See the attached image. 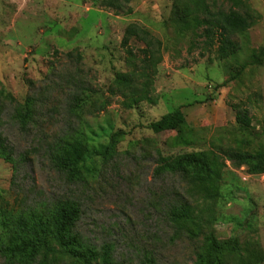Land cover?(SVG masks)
I'll return each mask as SVG.
<instances>
[{
	"label": "rangeland",
	"instance_id": "rangeland-1",
	"mask_svg": "<svg viewBox=\"0 0 264 264\" xmlns=\"http://www.w3.org/2000/svg\"><path fill=\"white\" fill-rule=\"evenodd\" d=\"M243 4L258 20L235 37L239 49L222 57L217 42L200 36L203 18L208 10ZM129 7L131 13L105 0H0L2 131L18 159L15 171L0 158V235L6 203L39 201L45 232L77 226L95 246L111 243L117 264H145L150 256L158 264H194L196 249L207 244L219 258L214 264H264V0H131ZM131 23L162 41L155 102L126 104L128 97L107 92L122 74L143 67L144 44L130 40L133 58L122 46ZM80 84L109 98L106 109L83 116L91 145L114 143L116 149L99 181L88 186L65 181L43 150H32L40 138L51 142L66 130L67 99ZM29 96L45 102L44 115L22 129L12 115ZM180 106L182 129L148 127ZM36 107L39 113L41 103ZM240 109L248 110L250 128L237 123ZM219 146L236 149L238 157ZM206 151L225 165L155 172L160 154ZM184 197L185 205H177ZM61 264L82 262L67 257Z\"/></svg>",
	"mask_w": 264,
	"mask_h": 264
},
{
	"label": "trees",
	"instance_id": "trees-1",
	"mask_svg": "<svg viewBox=\"0 0 264 264\" xmlns=\"http://www.w3.org/2000/svg\"><path fill=\"white\" fill-rule=\"evenodd\" d=\"M130 2L131 0H105L107 6L126 13L132 11L129 7ZM258 17L259 14L248 4H243L241 9L230 8L228 11L208 10L203 18L205 27L200 36L206 37L207 43L217 42L218 53L226 57L239 49L235 37L245 35L249 28L257 22ZM132 38L144 44V48L141 49L145 53L141 59L143 67L138 74L136 72L122 74L123 78L113 82L107 92L110 95L121 93L128 97L129 102L126 104L143 99L155 102L156 99L152 93L154 92V77L163 59L162 41L143 26L137 23L129 24L125 29L122 46L131 58L136 56L130 47ZM75 87L67 99L65 116L69 124L66 130L62 129L61 133L51 142H45L46 139L40 138L39 145L33 147L32 150L33 152L43 150V155L49 158L53 168L66 179L65 181L88 186L91 182L99 181L103 166L114 156L116 149L114 143L91 145L83 126V116L93 115L96 111L106 109L109 98L105 97V94L99 95L98 91L84 84ZM38 102L41 103L39 113L36 107ZM44 103L42 99L38 101L35 97L29 96L22 108L20 110L17 108L12 117L22 129H26L30 123H38L42 119ZM5 111V106L0 104V158L10 162L16 171L18 159L15 157V148L2 131ZM236 121L243 128H250L251 117L248 110H237ZM185 125L186 116L180 106L151 122L148 127L155 133H163L182 129ZM118 135L114 133L112 137L116 138ZM229 150H231L230 157H238L236 149L218 147L219 152ZM26 158L27 156L23 155L21 159ZM156 162L158 166L155 172L160 177L167 173L166 169L180 170L193 167L198 171H213L225 165L224 162L219 161L214 151L187 154L183 158L160 154ZM12 183L14 185L15 181L13 180ZM23 199L27 200L26 197ZM184 199L186 200L184 197L177 205L182 206ZM171 203V207L177 206V202ZM22 204L11 208H8V203L6 206H1L4 228V233L0 235V254L4 260L2 264H61L67 257H74L82 264H117L112 256L114 249L111 243H105L99 248L89 242L79 232L77 226H73L68 233L60 230L45 232L39 220V201L33 204ZM214 249L213 244L197 248L194 264L216 263L219 258ZM145 264L158 263L154 256H150L146 258Z\"/></svg>",
	"mask_w": 264,
	"mask_h": 264
}]
</instances>
